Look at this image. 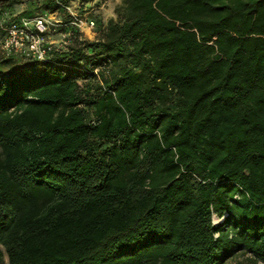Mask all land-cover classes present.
<instances>
[{
  "label": "trees",
  "instance_id": "obj_1",
  "mask_svg": "<svg viewBox=\"0 0 264 264\" xmlns=\"http://www.w3.org/2000/svg\"><path fill=\"white\" fill-rule=\"evenodd\" d=\"M116 14L49 60L0 53V264H264V0Z\"/></svg>",
  "mask_w": 264,
  "mask_h": 264
},
{
  "label": "built area",
  "instance_id": "obj_2",
  "mask_svg": "<svg viewBox=\"0 0 264 264\" xmlns=\"http://www.w3.org/2000/svg\"><path fill=\"white\" fill-rule=\"evenodd\" d=\"M80 0L72 1L64 6L70 21L65 23L64 16L60 12H45L28 16H0V28L5 35L0 38L1 53L7 57L21 56L26 60L46 61L55 52L68 50L71 44V30L66 31L65 40H53L52 33L63 27H76L84 33L83 26L97 34V20L90 17L87 7L81 10ZM81 40L87 39L83 36Z\"/></svg>",
  "mask_w": 264,
  "mask_h": 264
},
{
  "label": "rangeland",
  "instance_id": "obj_3",
  "mask_svg": "<svg viewBox=\"0 0 264 264\" xmlns=\"http://www.w3.org/2000/svg\"><path fill=\"white\" fill-rule=\"evenodd\" d=\"M30 1L32 0H23V3L16 6L14 9V12L19 13L23 10H25ZM97 0H93L91 3H89L88 10L91 12L90 17H98L99 20H97V23L100 21L101 24H106L109 22V20L117 18L116 14V8L120 6L123 2V0H107L105 3L101 4V6H98L99 3H97ZM91 6V7H90ZM100 25L97 27V34L91 33L90 29L83 26L84 30V37L87 38V40H96L97 38L100 37L101 32L100 30ZM65 33L66 31H62L61 29H58L56 32L52 33V39L53 40H65ZM1 53V50H0ZM215 221L219 222L220 219L215 217ZM5 264H8V257L5 254ZM229 264H263L262 262H256L254 260L253 255L251 254H246V255H241L239 254L238 257L234 260H232Z\"/></svg>",
  "mask_w": 264,
  "mask_h": 264
}]
</instances>
